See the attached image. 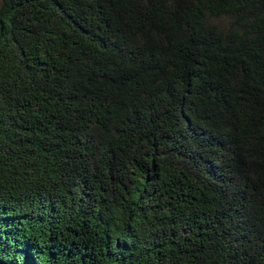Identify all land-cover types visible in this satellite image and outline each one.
I'll use <instances>...</instances> for the list:
<instances>
[{"label": "trees", "instance_id": "1", "mask_svg": "<svg viewBox=\"0 0 264 264\" xmlns=\"http://www.w3.org/2000/svg\"><path fill=\"white\" fill-rule=\"evenodd\" d=\"M0 264H264V0H1Z\"/></svg>", "mask_w": 264, "mask_h": 264}, {"label": "rangeland", "instance_id": "2", "mask_svg": "<svg viewBox=\"0 0 264 264\" xmlns=\"http://www.w3.org/2000/svg\"><path fill=\"white\" fill-rule=\"evenodd\" d=\"M0 3H1V0H0Z\"/></svg>", "mask_w": 264, "mask_h": 264}]
</instances>
